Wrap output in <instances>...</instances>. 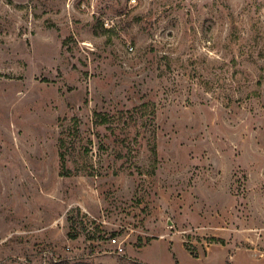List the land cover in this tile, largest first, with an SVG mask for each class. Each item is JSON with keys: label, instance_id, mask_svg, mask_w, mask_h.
Instances as JSON below:
<instances>
[{"label": "rangeland", "instance_id": "374dc122", "mask_svg": "<svg viewBox=\"0 0 264 264\" xmlns=\"http://www.w3.org/2000/svg\"><path fill=\"white\" fill-rule=\"evenodd\" d=\"M0 264H264V0H0Z\"/></svg>", "mask_w": 264, "mask_h": 264}, {"label": "trees", "instance_id": "16d2710c", "mask_svg": "<svg viewBox=\"0 0 264 264\" xmlns=\"http://www.w3.org/2000/svg\"><path fill=\"white\" fill-rule=\"evenodd\" d=\"M138 109V108H137ZM136 112L137 113H140V117H138L136 120H138V119H140L141 120V122H142V126L141 127H143V128H147V126H148V124H146V122H145V119L147 118V112H148V105L147 104H143L142 106H140L139 107V109L138 110H136ZM134 116L132 117V121L133 122H135L134 121ZM65 146H66V144H65V141H64V139L62 138L61 140H60V147L62 148V154H61V163H62V169H63V171L65 172V173H63L62 175L63 176H67V174L69 173V171H68V169H67V167H66V164H67V153H66V151H65ZM70 220V222H71V220L72 219H69ZM74 225V223H72V226ZM72 236V239H76L77 237H78V235L77 234H74V235H71ZM102 239H104V237L102 238Z\"/></svg>", "mask_w": 264, "mask_h": 264}, {"label": "built area", "instance_id": "2783aa9c", "mask_svg": "<svg viewBox=\"0 0 264 264\" xmlns=\"http://www.w3.org/2000/svg\"><path fill=\"white\" fill-rule=\"evenodd\" d=\"M112 242H113L114 244H116V243H117V240H116V239H113ZM119 250L122 251V248L120 247Z\"/></svg>", "mask_w": 264, "mask_h": 264}]
</instances>
